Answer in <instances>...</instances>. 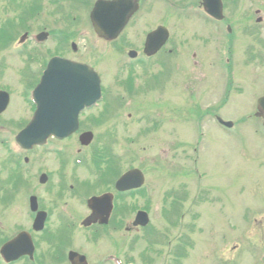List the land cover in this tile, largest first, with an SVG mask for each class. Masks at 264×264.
Listing matches in <instances>:
<instances>
[{"label":"rangeland","instance_id":"1","mask_svg":"<svg viewBox=\"0 0 264 264\" xmlns=\"http://www.w3.org/2000/svg\"><path fill=\"white\" fill-rule=\"evenodd\" d=\"M94 1L84 0L80 5L66 0L56 8L41 0L28 24L33 30L44 28L51 33L42 50L49 54L64 51L55 30L67 32L69 56L101 74L106 101L88 115L104 118L98 122L83 115V129L94 133V142L82 148L73 138L67 142L68 149L82 150L77 156L84 163L85 156L110 142L119 170L143 166L154 193L148 204V226L122 224L117 230L108 229V234L92 236V240L76 230L66 242L83 251L90 264H112L110 257L136 264H264V127L254 117L255 101L264 92V55L260 60L258 52L244 56L250 35H259L264 43L262 1L228 0L225 13L231 32L225 37L217 25L215 28L194 17L180 23L178 13L165 0H142L121 37L112 44L96 39L92 31L89 12ZM174 1L182 5L181 11L191 14L185 0ZM32 2L0 0V58L7 59L14 73L7 71L5 79L18 84H23L20 72L25 62L3 56L16 53L17 37L22 33L18 11L23 13ZM68 8L75 9L72 19H67ZM257 16L262 18L258 24ZM59 19L64 21L57 23ZM11 23L15 29L9 28ZM248 23L252 31L240 35ZM158 25L169 30L164 49L143 64H131L127 51L135 49L141 54L145 34ZM194 38L206 41L199 43ZM10 39L12 47L8 48ZM71 42L77 46L75 54ZM219 42L223 44L220 50ZM193 48H197L195 55ZM261 48L257 43V49ZM130 74L135 88L129 94L120 82ZM154 76H158L156 80ZM12 88L18 100L20 88L15 84ZM159 106L162 115L157 114ZM21 107L16 102L7 114L20 115ZM215 115L230 119L233 128L221 126ZM75 169L77 182L92 180L91 173L95 182L101 176L89 166ZM69 170L70 166L68 176ZM82 186L87 189L92 185ZM164 197L171 204L167 212ZM70 202L75 210L81 209L80 199L70 197ZM14 223L23 222L0 225L10 235ZM38 240L36 236L42 246Z\"/></svg>","mask_w":264,"mask_h":264},{"label":"flooded vegetation","instance_id":"2","mask_svg":"<svg viewBox=\"0 0 264 264\" xmlns=\"http://www.w3.org/2000/svg\"><path fill=\"white\" fill-rule=\"evenodd\" d=\"M238 1L240 0H235L234 2L237 3ZM251 1H262V7L264 8V0ZM185 2L190 5V17H194L199 22L208 23L216 28L215 25H218V22L213 20V24L211 18L205 13L203 0H185ZM172 6L174 7L175 5L172 4ZM176 8L181 10L182 5L179 3L176 5ZM225 8L226 0H222V14ZM259 11L257 8L255 13ZM23 24L27 30L30 29L28 21ZM28 42L29 39L20 45L21 47L25 46L23 50L17 49L16 53L10 56H3L12 57L10 60L25 62L24 69L22 68L23 70L20 72L24 79L23 84H18V81L14 83L11 78L5 79V73L7 71H11L13 76L14 73L10 70L11 67L7 63V59L0 58L1 89L7 90L9 93V102L0 117V222H27L25 225L14 223L10 235L5 234L0 225V232H2L0 233V246L9 237L18 233L19 230L30 228L31 222L36 218L39 211H45L46 213L44 228L40 232L30 234H36L39 239L43 240L54 239L55 241H66L70 232L75 229L76 223L77 226L79 224L81 225L86 219L87 221L94 222L90 227L99 229L104 227L98 224V222H95L98 218L94 219L93 217H89L91 212L86 205H81L79 211L72 209L73 211L71 210L72 212H69L72 207L69 198L71 196L80 198L83 194H80L79 190L68 192L65 145L62 143L66 142L64 139L57 140L55 138H48L44 145H34L28 149H21L15 142L16 132L29 120L34 110L33 103L30 101L28 95V90L34 87L41 76V73H35L34 62H47L50 58H45L41 54L32 52L31 44ZM61 47L65 50L66 45L63 44ZM57 55L67 56L65 51ZM17 65L18 63H15V67ZM17 71L18 68L14 70L16 78H18ZM14 84L17 88H22V90L20 91L18 101L13 102L10 91ZM16 102L22 105L20 115H8V111ZM60 147H62V150ZM69 188L71 189L72 186H69ZM31 204L35 205V212L30 211ZM125 212L122 213V216L126 215L127 212ZM70 213L72 216H69ZM117 216L119 220H122L121 215ZM114 219L115 213L112 210L108 216V223ZM56 255L54 257L56 264H64L63 253ZM23 258L21 257L17 261L30 263Z\"/></svg>","mask_w":264,"mask_h":264},{"label":"water","instance_id":"3","mask_svg":"<svg viewBox=\"0 0 264 264\" xmlns=\"http://www.w3.org/2000/svg\"><path fill=\"white\" fill-rule=\"evenodd\" d=\"M122 0H117L119 5H123ZM100 11H106L111 9L108 2H98L96 8ZM97 14L96 10L92 13V17ZM122 14V9L118 8L116 5L113 6V11L110 13V16H120ZM98 31V28H96ZM167 38V34L164 28H158L156 31L148 35L146 42V50H155L160 45H162ZM56 64L51 65L47 70L45 79L39 88L41 92L49 93L47 100L53 101L63 98V96H69L67 99V105H78L75 107L74 112L83 106L86 103L91 102V100L97 95L99 91V79L98 76L87 66L65 62V64ZM58 63V64H57ZM40 93V92H39ZM47 100L45 105H47ZM257 113L258 116L264 118V97L259 99ZM70 119V118H69ZM68 121V118H67Z\"/></svg>","mask_w":264,"mask_h":264}]
</instances>
